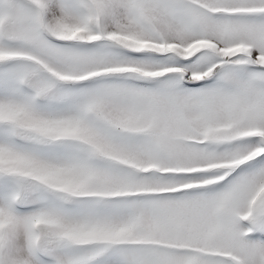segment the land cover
I'll use <instances>...</instances> for the list:
<instances>
[{
  "label": "snow or ice",
  "instance_id": "1",
  "mask_svg": "<svg viewBox=\"0 0 264 264\" xmlns=\"http://www.w3.org/2000/svg\"><path fill=\"white\" fill-rule=\"evenodd\" d=\"M0 264H264V0H0Z\"/></svg>",
  "mask_w": 264,
  "mask_h": 264
}]
</instances>
